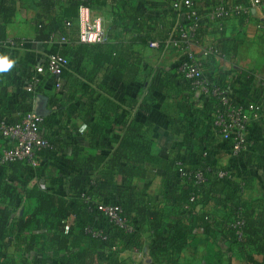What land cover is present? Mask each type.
Here are the masks:
<instances>
[{
    "label": "trees",
    "instance_id": "trees-1",
    "mask_svg": "<svg viewBox=\"0 0 264 264\" xmlns=\"http://www.w3.org/2000/svg\"><path fill=\"white\" fill-rule=\"evenodd\" d=\"M110 1L118 10L121 8L117 6L119 0ZM54 3V0H39L38 6L49 8ZM104 3L106 0H71L70 6L62 9V16L66 20L77 18L80 6L96 9ZM15 11L13 0H0V57L7 59L12 46L6 45L9 41L6 27L12 22ZM117 12L113 14V26L105 42L80 43L75 52L76 58L87 57L92 61L96 72L80 74L96 88L82 90L81 85L71 80L67 67L60 75V88L55 89L64 93V100L54 114L47 107L49 113L42 117L41 124L46 129L60 131L63 124V119H59L60 111L65 110L63 113L75 114L87 127L90 147L95 153L84 158L73 156L69 160L66 168L67 191L59 192L52 178L41 181V172L33 165L13 162L0 167V264L9 261L7 251L11 245L22 248L25 253L40 255L30 261L21 258L19 264H223L226 254L219 243L217 229L222 231V236L226 237L245 264H264V210L255 212L241 201V184L235 187L238 191L235 192L227 184L228 181L217 178L218 170L226 169L214 165L211 160L214 140L210 137L216 134L220 138L212 126L211 110L207 113L193 111L197 116L194 126L180 125L175 128L184 143L193 146L201 158L195 166L189 167L179 159L161 164L152 153V142L146 137L149 122L141 123L129 118L133 110L141 115L150 114L156 102L155 94L172 99L191 88L177 75L176 67L174 71L140 67L142 58L135 46H146L151 39L141 34L140 28L136 29L135 37L128 38L124 28H120L121 22L127 18ZM138 18L136 14L130 20L135 22ZM44 29L48 35L40 38L47 39L54 29L40 24L38 30L41 32ZM56 54L68 60L71 57ZM5 72L0 70L1 75ZM104 77L109 80L107 85L102 84ZM49 82L54 88L53 80ZM116 87L120 88V98ZM23 93V97L30 101L38 95L27 92L25 88ZM87 98H95L97 102L94 106L98 111L96 120L92 119L94 110L90 109ZM185 103L180 104V113L185 114L182 107ZM124 107L127 109L126 119L121 118L117 123L119 110ZM0 113L5 115L1 106ZM205 115H209L211 124L207 137H203L201 120ZM169 122L173 125L177 120L170 117ZM117 130L121 131V136L116 134ZM253 152L257 162L264 164L262 151L253 148ZM245 154L249 157L251 152ZM182 166L188 170L186 177L181 176ZM158 168L162 170L161 176L152 172L153 169L158 171ZM199 170L202 171L203 181L197 183L195 174ZM91 173L98 174L102 181L119 182L114 199L103 202L96 198L94 189L97 184ZM176 179L181 181V187L169 193L167 206L170 208L152 205L151 187L160 182L163 191L166 184L172 186ZM138 181H143L148 188L139 189L136 186ZM216 197L226 199L224 203L220 200L224 211L220 221L205 211L197 210ZM23 201L33 202L34 205L26 210ZM100 205L119 207L121 217L132 228V233L126 235L109 224L98 210ZM188 213L191 218L186 223L184 218L186 220ZM171 216L176 220L168 224ZM66 225L69 232L64 235ZM95 233H100V236H94ZM146 234H149L150 240L144 239ZM142 248L147 249L149 254L145 263L121 257L125 251Z\"/></svg>",
    "mask_w": 264,
    "mask_h": 264
},
{
    "label": "crops",
    "instance_id": "crops-1",
    "mask_svg": "<svg viewBox=\"0 0 264 264\" xmlns=\"http://www.w3.org/2000/svg\"><path fill=\"white\" fill-rule=\"evenodd\" d=\"M16 11L12 22L6 27L7 40L13 42L11 50L8 51V60L13 61L12 67L7 69L5 74H0V106L10 121H18L27 111H34L35 100L25 99L24 84L26 80L34 74L35 65L43 61L48 55L62 53L69 57L67 71L71 74V80L75 84L81 85L82 90L86 88L95 89L96 87L85 80V74H93L96 68L92 61L87 57H77L75 52L80 42H78V24L76 17L66 20L62 16V9L68 8L71 0H54L55 3L49 8L38 6L39 0H13ZM201 14H205L214 3L225 5L248 4V0H192ZM172 0H119V10L106 0L102 7L90 9L92 17L101 20L107 34L110 32L114 17L117 12L122 14L125 19L121 22L120 28H124L127 37H135L137 28L141 29V34L151 40L146 46H135L137 53L141 55V68H163L174 71L178 60L182 56V44L175 48L168 45V38L176 22V16L171 10ZM139 18L133 22L130 18L134 15ZM70 23V25H67ZM49 25L54 29L47 39L40 38L48 35L46 29L39 31V25ZM198 45L194 48L197 56H202L203 48H214L218 50L219 55H212L204 58V75L212 79L228 90L232 100H240L247 103L259 104L264 106V88L261 86L264 81V10L261 6L251 8V14L244 19H228L224 22L222 30H219L215 24H205L198 34ZM72 60L74 63H72ZM151 79V78H150ZM108 79L104 77L102 84L107 85ZM117 96L120 98V88L116 87ZM73 92V91H72ZM71 92V93H72ZM97 93V91H95ZM48 99L47 107L52 113L59 109L60 103L64 100V93L56 91L52 84L44 79L41 85L40 93ZM156 102L150 114L141 115L133 110L129 118L144 123L149 122L147 139L152 142V153L160 159V163L174 159L181 160L186 166H195L200 158L195 149L188 143H184L182 135L177 133L175 128L180 125L192 127L195 125L197 116L194 112H205L209 109L213 111L215 104L193 90L183 91L177 98H166L161 94H155ZM96 97V95H95ZM141 99V95L138 96ZM186 101L184 112L180 113V104ZM87 103L90 109L94 110L93 120L98 116L97 102L95 98L88 99ZM209 107V108H208ZM126 108L119 110V123L126 119ZM65 110L60 111L59 119H63L60 131L46 129L43 124L40 125V132L53 145V149L40 154L33 165L40 170L41 181L49 179L54 180L55 188L59 192H66L68 181L66 179V168L68 162L73 156L84 158L94 154L95 151L90 147L87 137V127L81 119L70 115ZM53 113V114H54ZM186 116V117H185ZM176 118V124H171L169 118ZM203 137H207L210 132L211 124L209 115L201 117ZM116 134L121 136V131ZM214 140L211 147L212 163L220 168L229 170L235 174V178L227 183L235 192L238 185L242 186L240 190L241 201L249 206L255 212L264 210V164L258 163L253 152V148H258L264 155V121L252 120L247 126V151L250 153L242 154L238 158L230 155L229 144L217 137L216 134L210 137ZM6 145V142L0 138V148ZM84 172V171H83ZM77 171V173H83ZM152 172L159 176L162 170L153 169ZM97 188L94 189L96 198L103 202H110L115 198L118 192L119 182L109 183L100 180L96 173L92 174ZM35 182L36 179H34ZM94 183V182H93ZM136 186L139 189H147L143 181H138ZM181 181L176 179L172 186L165 185L161 191L160 182L154 184L150 189L152 205L159 208L169 209L167 199L173 189H179ZM217 198V199H216ZM213 198L207 205L199 208V211H205L213 219L220 221L223 218L224 211L220 206V200L224 203L226 199L221 197ZM22 205L28 209L33 206V202L23 201ZM23 211V210H22ZM21 211V213H22ZM189 213L184 222L189 223ZM176 220L174 216L168 219V224ZM219 243L225 251V261L223 264H245L240 255L230 246L225 236H222L221 230L217 229ZM149 239V234L144 235V239ZM148 240V242H149ZM7 258L14 263L21 258L28 261L40 257L36 252L25 253L22 248L11 245L8 248ZM137 252L139 260L135 263L147 262L149 254L147 249H133L121 254H130ZM258 259L260 257L256 256Z\"/></svg>",
    "mask_w": 264,
    "mask_h": 264
},
{
    "label": "built area",
    "instance_id": "built-area-1",
    "mask_svg": "<svg viewBox=\"0 0 264 264\" xmlns=\"http://www.w3.org/2000/svg\"><path fill=\"white\" fill-rule=\"evenodd\" d=\"M248 4L225 5L218 3L208 12L201 15L192 0H172L171 10L176 14V22L168 38V45L175 48L182 44V56L176 64L177 75L186 82L191 90L198 92L215 106L211 114L212 126L219 134L221 140L229 144L230 155L240 157L247 152V126L252 120L264 121V107L259 104L232 100L228 90L204 75V58L217 55L214 48H203L202 56H197L194 48L198 45L199 29L209 23L215 24L222 30L223 24L228 19L247 18L251 8L261 6V0H248ZM78 40L84 44H100L107 40V31L101 20L92 17L90 8L80 6L77 15ZM70 25V23H67ZM6 45L13 46L8 41ZM69 65V60L60 54H50L34 67V75L29 77L24 88L27 92L39 94L44 79L53 80L54 89L60 88L59 78L63 70ZM261 86L264 88V81ZM42 118L34 111L25 112L18 121H10L0 113V138L6 142L0 148V167L13 163L23 162L34 165L38 156L45 151L52 150L50 142L40 132ZM181 176L189 175L188 170L182 166ZM217 178L222 181H232L236 176L229 170H218ZM197 183L203 181L202 171L195 174ZM89 198L86 199V202ZM98 210L107 218L109 224L131 234L132 228L121 217L122 210L114 205H100ZM240 225L239 222H237ZM69 232V227H64V235ZM94 236H100L95 233Z\"/></svg>",
    "mask_w": 264,
    "mask_h": 264
},
{
    "label": "water",
    "instance_id": "water-1",
    "mask_svg": "<svg viewBox=\"0 0 264 264\" xmlns=\"http://www.w3.org/2000/svg\"><path fill=\"white\" fill-rule=\"evenodd\" d=\"M48 99L43 95H37L35 98L34 113L39 117H44L49 112L47 109Z\"/></svg>",
    "mask_w": 264,
    "mask_h": 264
},
{
    "label": "rangeland",
    "instance_id": "rangeland-1",
    "mask_svg": "<svg viewBox=\"0 0 264 264\" xmlns=\"http://www.w3.org/2000/svg\"><path fill=\"white\" fill-rule=\"evenodd\" d=\"M122 259H125L127 261L131 260V261H138L139 260V255L137 254V252H132L130 254H124L123 256H121ZM12 261H8L6 262V264H10ZM14 264H18V262L14 261Z\"/></svg>",
    "mask_w": 264,
    "mask_h": 264
},
{
    "label": "clouds",
    "instance_id": "clouds-1",
    "mask_svg": "<svg viewBox=\"0 0 264 264\" xmlns=\"http://www.w3.org/2000/svg\"><path fill=\"white\" fill-rule=\"evenodd\" d=\"M13 61L7 59V57H0V70H7L12 67Z\"/></svg>",
    "mask_w": 264,
    "mask_h": 264
}]
</instances>
